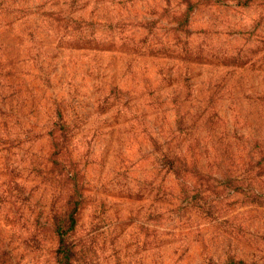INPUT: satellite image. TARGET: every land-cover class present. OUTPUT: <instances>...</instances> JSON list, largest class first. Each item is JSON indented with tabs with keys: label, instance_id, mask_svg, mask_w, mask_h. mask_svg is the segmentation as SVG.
Wrapping results in <instances>:
<instances>
[{
	"label": "rangeland",
	"instance_id": "rangeland-1",
	"mask_svg": "<svg viewBox=\"0 0 264 264\" xmlns=\"http://www.w3.org/2000/svg\"><path fill=\"white\" fill-rule=\"evenodd\" d=\"M232 260L264 264V0H0V264Z\"/></svg>",
	"mask_w": 264,
	"mask_h": 264
},
{
	"label": "trees",
	"instance_id": "trees-1",
	"mask_svg": "<svg viewBox=\"0 0 264 264\" xmlns=\"http://www.w3.org/2000/svg\"><path fill=\"white\" fill-rule=\"evenodd\" d=\"M59 132V130H58ZM169 160H167L168 162ZM78 209L75 206L70 212L66 213L64 219L54 220L51 225L53 227V234L58 237V244L63 251V257L70 263L73 259V247L67 240V232L62 231L65 224L69 225V228L72 229L77 223L76 213ZM64 225V226H63ZM229 264H240V262L230 261Z\"/></svg>",
	"mask_w": 264,
	"mask_h": 264
}]
</instances>
